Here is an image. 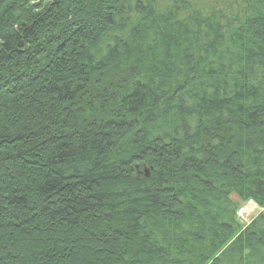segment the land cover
Returning <instances> with one entry per match:
<instances>
[{
    "label": "trees",
    "instance_id": "16d2710c",
    "mask_svg": "<svg viewBox=\"0 0 264 264\" xmlns=\"http://www.w3.org/2000/svg\"><path fill=\"white\" fill-rule=\"evenodd\" d=\"M264 0H0V264H264Z\"/></svg>",
    "mask_w": 264,
    "mask_h": 264
},
{
    "label": "rangeland",
    "instance_id": "374dc122",
    "mask_svg": "<svg viewBox=\"0 0 264 264\" xmlns=\"http://www.w3.org/2000/svg\"><path fill=\"white\" fill-rule=\"evenodd\" d=\"M41 1H48V0H41ZM232 199L238 205L236 216L241 227H245L246 225H248L254 217H256L260 213H263L264 211V208H259L252 202L241 203L234 196H232Z\"/></svg>",
    "mask_w": 264,
    "mask_h": 264
},
{
    "label": "water",
    "instance_id": "95a60500",
    "mask_svg": "<svg viewBox=\"0 0 264 264\" xmlns=\"http://www.w3.org/2000/svg\"><path fill=\"white\" fill-rule=\"evenodd\" d=\"M263 215H264V211H263Z\"/></svg>",
    "mask_w": 264,
    "mask_h": 264
}]
</instances>
